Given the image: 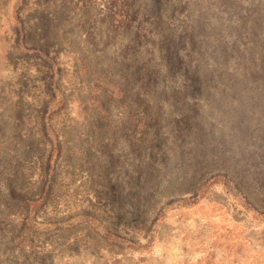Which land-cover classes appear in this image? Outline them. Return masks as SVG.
<instances>
[{"label":"rangeland","instance_id":"1","mask_svg":"<svg viewBox=\"0 0 264 264\" xmlns=\"http://www.w3.org/2000/svg\"><path fill=\"white\" fill-rule=\"evenodd\" d=\"M0 264H264V0H0Z\"/></svg>","mask_w":264,"mask_h":264},{"label":"trees","instance_id":"2","mask_svg":"<svg viewBox=\"0 0 264 264\" xmlns=\"http://www.w3.org/2000/svg\"><path fill=\"white\" fill-rule=\"evenodd\" d=\"M32 203H34V202L32 201L30 204H28V206L30 207Z\"/></svg>","mask_w":264,"mask_h":264}]
</instances>
